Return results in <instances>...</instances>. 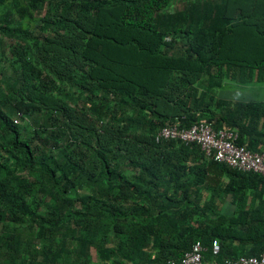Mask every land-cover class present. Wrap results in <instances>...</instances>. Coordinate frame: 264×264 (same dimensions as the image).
Wrapping results in <instances>:
<instances>
[{"label":"trees","instance_id":"obj_1","mask_svg":"<svg viewBox=\"0 0 264 264\" xmlns=\"http://www.w3.org/2000/svg\"><path fill=\"white\" fill-rule=\"evenodd\" d=\"M226 80L264 83V0H0V264L262 254L264 177L155 141L205 122L263 152L264 100Z\"/></svg>","mask_w":264,"mask_h":264},{"label":"built area","instance_id":"obj_2","mask_svg":"<svg viewBox=\"0 0 264 264\" xmlns=\"http://www.w3.org/2000/svg\"><path fill=\"white\" fill-rule=\"evenodd\" d=\"M238 134L234 130H214L210 123L200 122L189 128L166 127L157 132L155 141L178 140L185 144L195 143L207 157L223 163L231 168L259 174L264 177V151L255 153L243 146H238ZM206 248L201 242H195L191 249L178 260H170L167 264H264V252L259 256L240 257L236 260L226 259L218 262L206 259ZM211 255H219L220 245L217 241L211 244Z\"/></svg>","mask_w":264,"mask_h":264},{"label":"rangeland","instance_id":"obj_3","mask_svg":"<svg viewBox=\"0 0 264 264\" xmlns=\"http://www.w3.org/2000/svg\"><path fill=\"white\" fill-rule=\"evenodd\" d=\"M220 97L244 100H264V83L250 84L249 86H239L236 83L226 80L223 83V88L217 91Z\"/></svg>","mask_w":264,"mask_h":264},{"label":"crops","instance_id":"obj_4","mask_svg":"<svg viewBox=\"0 0 264 264\" xmlns=\"http://www.w3.org/2000/svg\"><path fill=\"white\" fill-rule=\"evenodd\" d=\"M230 100H237V99H232V98H229Z\"/></svg>","mask_w":264,"mask_h":264}]
</instances>
